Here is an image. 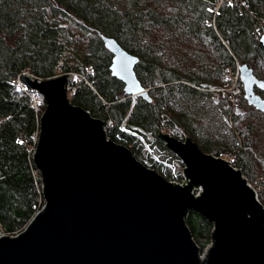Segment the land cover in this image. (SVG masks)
Masks as SVG:
<instances>
[{"label":"trees","instance_id":"trees-1","mask_svg":"<svg viewBox=\"0 0 264 264\" xmlns=\"http://www.w3.org/2000/svg\"><path fill=\"white\" fill-rule=\"evenodd\" d=\"M244 2L0 0V233L17 235L45 203L33 152L46 101L21 82L25 73L72 76L71 102L169 181L161 151L180 158L161 132L190 137L212 155L228 152L248 180L261 176L264 113L247 102L238 67L248 64L264 80V0ZM104 37L138 56L136 74L151 100L123 94ZM185 221L202 251L213 223L195 211Z\"/></svg>","mask_w":264,"mask_h":264},{"label":"water","instance_id":"water-1","mask_svg":"<svg viewBox=\"0 0 264 264\" xmlns=\"http://www.w3.org/2000/svg\"><path fill=\"white\" fill-rule=\"evenodd\" d=\"M104 41L123 94L151 100L136 74L138 56L114 38ZM239 76L249 104L264 112V97L255 92L264 80L248 64ZM20 79L46 101L33 152L45 203L23 231L0 235V264H264V207L229 160L190 137L161 132L187 176L169 181L108 138L102 119L71 102L69 74ZM188 211L214 225L204 257L186 224Z\"/></svg>","mask_w":264,"mask_h":264},{"label":"rangeland","instance_id":"rangeland-1","mask_svg":"<svg viewBox=\"0 0 264 264\" xmlns=\"http://www.w3.org/2000/svg\"><path fill=\"white\" fill-rule=\"evenodd\" d=\"M72 77V76H71ZM233 79V81L235 80H237V77L235 76L234 78H232ZM230 90H231V88H230ZM217 96H219V95H217ZM231 100L233 101V103L235 104V103H237L236 102V99L234 98V97H232L231 98ZM188 136H190V135H188ZM185 138H187V137H185ZM185 138L183 139V140H185ZM195 141V140H194ZM196 142V141H195ZM197 143H199V142H197ZM149 152L151 153V154H154V151H153V149L152 148H150L149 149ZM228 152L227 153H222V155H220L221 157H223V158H225L226 160H229L231 157H229L228 155ZM161 155H163V156H165V164H167L168 166L170 165V167H171V173L173 174V175H177V176H180V175H182V174H184V169H183V164L181 165V163H180V161L178 160V158H176V157H173L172 155H170V154H168V153H166L165 151H161ZM155 159L157 160L158 159V157L156 156L155 157ZM167 159H170V160H172V162H170L169 160H167ZM263 162V161H262ZM235 168H237V167H235ZM241 170V169H240ZM242 172V171H241ZM163 176H165V175H163ZM176 176V177H177ZM243 177L244 178H246V180H248L247 179V176L245 175V174H243ZM248 182L249 183H251L252 185H255L257 188H259V191H260V193H262L263 194V196H264V172H263V174L261 175V176H259V177H257V178H255L254 180H248ZM197 192H200V189L199 188H197V190H196ZM3 233V232H2ZM1 234V233H0ZM5 234V233H4ZM211 243V242H210ZM209 243V244H210ZM209 244L207 245V246H205L204 247V249H202V251H201V255H205V253H206V251H207V249H208V247H209ZM199 245V244H198ZM200 246V245H199Z\"/></svg>","mask_w":264,"mask_h":264},{"label":"built area","instance_id":"built-area-1","mask_svg":"<svg viewBox=\"0 0 264 264\" xmlns=\"http://www.w3.org/2000/svg\"><path fill=\"white\" fill-rule=\"evenodd\" d=\"M241 3L242 4H244L245 5V2H244V0H241ZM221 4V2L218 4V6L217 7H219V5ZM246 7H248V5H246ZM259 34L262 36L263 34H264V28L261 30V31H259ZM238 75H239V67H238ZM34 103L35 104H37V100H34ZM182 162V161H181ZM182 164H183V169L185 168V164L182 162ZM177 175H173V179H171L170 181H172V182H175V183H182L183 182V180L184 179H187V176L185 175V172H184V174H182V175H180V176H177ZM247 182H248V180H247ZM248 184H249V186L253 189V191H254V193H255V197H256V199L263 205V207H264V196H263V194L262 193H260V191H259V188H257L255 185H252L251 183H249L248 182ZM199 189H200V192H197L196 190H197V188H194V190H193V192H194V194L196 195V196H198L200 193H201V191H202V189L199 187ZM2 234H4V233H1L0 235H2ZM200 256L201 257H204V255H201V252H200Z\"/></svg>","mask_w":264,"mask_h":264},{"label":"flooded vegetation","instance_id":"flooded-vegetation-1","mask_svg":"<svg viewBox=\"0 0 264 264\" xmlns=\"http://www.w3.org/2000/svg\"><path fill=\"white\" fill-rule=\"evenodd\" d=\"M256 87L260 88L259 86L255 85V92H256L257 94L261 95L262 97H264V95H262L261 93L257 92ZM246 99H247V98H246ZM247 102H248V100H247ZM248 103H249V102H248ZM252 106H253V105H252ZM261 112H263V111H261ZM263 113H264V112H263Z\"/></svg>","mask_w":264,"mask_h":264}]
</instances>
